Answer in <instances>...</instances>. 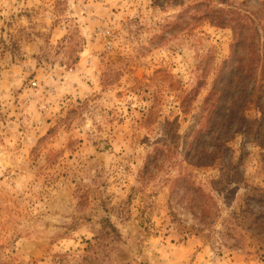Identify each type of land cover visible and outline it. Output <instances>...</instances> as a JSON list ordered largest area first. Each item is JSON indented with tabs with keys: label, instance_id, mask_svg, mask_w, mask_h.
I'll use <instances>...</instances> for the list:
<instances>
[{
	"label": "rangeland",
	"instance_id": "1",
	"mask_svg": "<svg viewBox=\"0 0 264 264\" xmlns=\"http://www.w3.org/2000/svg\"><path fill=\"white\" fill-rule=\"evenodd\" d=\"M210 1L264 3L0 0V264H264L238 218L264 192V93L211 167L187 161L237 23Z\"/></svg>",
	"mask_w": 264,
	"mask_h": 264
},
{
	"label": "trees",
	"instance_id": "2",
	"mask_svg": "<svg viewBox=\"0 0 264 264\" xmlns=\"http://www.w3.org/2000/svg\"><path fill=\"white\" fill-rule=\"evenodd\" d=\"M212 3L210 1L207 4H202L207 9L205 19H210V13L216 12L226 14L227 17L232 15L237 23L235 26H231L224 23L225 20L222 17L223 23L218 25L230 26L234 31V42L230 57L225 62L223 69L219 71L215 84L203 103L202 128L199 129L195 139V145L198 147L191 146L190 152L187 153L188 163L198 168L211 167L220 159V155L227 151L223 143L232 139L233 135H237L242 124L247 122L245 112L251 104L252 94L256 91L264 93V3L258 12L231 4L227 5L226 2L222 1L221 5L228 6L229 11H225L223 8L213 6ZM249 83H251V87L248 92ZM234 125L236 129L231 136L229 133ZM260 138V135H257L253 144L264 148V143L260 141ZM205 140H208L215 148L208 150L205 147ZM237 175L238 173L234 172L233 176ZM183 179L186 182L184 187L187 191L186 197L191 200L193 208L196 206L203 215L209 214L208 206L211 198L208 195L206 197L204 191L197 187L195 182L190 179ZM234 180L236 179H227V184L232 182L238 185L241 182ZM227 191V188H220L217 192L220 196L228 199L226 197ZM197 195L198 199L203 201L201 205L196 202ZM202 197H206L208 200ZM253 203L261 205L262 208L251 205ZM241 207V214L238 215V218L246 224L247 231H254L251 229L253 224L264 229V192L252 188L245 205ZM236 230L238 229L236 228Z\"/></svg>",
	"mask_w": 264,
	"mask_h": 264
}]
</instances>
